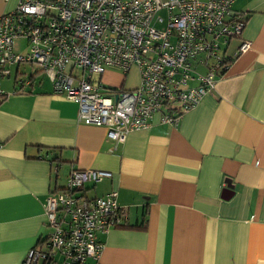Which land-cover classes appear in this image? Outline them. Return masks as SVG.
Segmentation results:
<instances>
[{"label": "crops", "instance_id": "1", "mask_svg": "<svg viewBox=\"0 0 264 264\" xmlns=\"http://www.w3.org/2000/svg\"><path fill=\"white\" fill-rule=\"evenodd\" d=\"M18 3L0 0V17ZM232 9L245 24L221 45L215 88L178 123L157 114L116 147L106 128L79 122L78 105L55 93L49 77L38 82L48 76L41 68L33 81L10 68L0 86V264H23L45 244L47 197L67 186L73 169L111 172L82 194L117 192L123 215L99 235L104 250L92 264H264V0H236ZM108 70L102 84H140L137 68L130 87L128 74Z\"/></svg>", "mask_w": 264, "mask_h": 264}, {"label": "built area", "instance_id": "2", "mask_svg": "<svg viewBox=\"0 0 264 264\" xmlns=\"http://www.w3.org/2000/svg\"><path fill=\"white\" fill-rule=\"evenodd\" d=\"M235 1L19 0L0 17V86L14 65L40 67L54 92L78 105L79 122L106 128L116 147L130 133L150 128L157 114L164 123H178L215 88L221 45L239 37L245 24L232 9ZM21 41L26 47L16 52ZM247 49L243 44L240 52ZM197 65L207 73H198ZM133 68L140 76L133 90L106 88L94 79L108 69L127 75ZM112 176L73 169L67 186L47 197L45 244L30 249L23 264L98 261L104 250L99 235L116 228L123 215L117 192L90 199L82 191Z\"/></svg>", "mask_w": 264, "mask_h": 264}, {"label": "rangeland", "instance_id": "3", "mask_svg": "<svg viewBox=\"0 0 264 264\" xmlns=\"http://www.w3.org/2000/svg\"><path fill=\"white\" fill-rule=\"evenodd\" d=\"M20 44H21V46H20V47L18 46V49H17L16 52H21V51L24 49V47H26V46H24V45H26L24 41H21ZM39 69H40V68H39L38 66H36V65H35V66H32V65H30V64H24V65H21V72H23V73H25V74L28 73V74H31V75H32L33 73L36 72V70H39ZM134 69H135V68L131 69L130 72L128 73V76H129V77L127 78V80H126V82H125V86H126V87H130V84H131L132 82H135V81H136V77H135V76L133 77V80H131V77H130L131 74H132V71H133ZM12 70H13V77H12V79H14L15 68H13ZM108 71H109V70H108ZM108 71H106L105 74H107ZM25 74H23L22 78H25V77H26ZM106 76H107V75H106ZM38 77H39L38 82H41V84L46 83L45 85H48V84L50 83L48 76H46V75H44V74H39ZM94 79H96L97 81H99L97 75H94ZM113 79H115V77H114ZM11 84H12V82H11L10 80H5V82L2 83V88L7 90V89L10 88ZM103 85H104L106 88H111V89H119V88H121V87H119V88H118V87H109V86H107L104 82H103Z\"/></svg>", "mask_w": 264, "mask_h": 264}, {"label": "trees", "instance_id": "4", "mask_svg": "<svg viewBox=\"0 0 264 264\" xmlns=\"http://www.w3.org/2000/svg\"><path fill=\"white\" fill-rule=\"evenodd\" d=\"M30 65H32V64H30ZM32 66H35V65H32ZM40 68V67H39ZM31 81H33V79H34V75L32 74L31 76ZM5 79V78H4ZM22 84H24V82H22ZM3 97V96H2Z\"/></svg>", "mask_w": 264, "mask_h": 264}]
</instances>
